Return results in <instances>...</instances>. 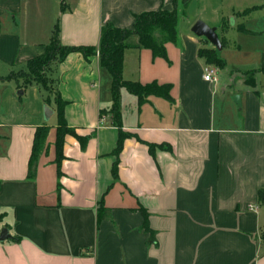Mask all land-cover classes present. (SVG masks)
<instances>
[{"label": "crops", "instance_id": "1", "mask_svg": "<svg viewBox=\"0 0 264 264\" xmlns=\"http://www.w3.org/2000/svg\"><path fill=\"white\" fill-rule=\"evenodd\" d=\"M195 1L211 8L198 7L194 20L217 27L219 56L227 47L237 56L223 58L224 67L207 63L199 50L216 47L187 21L165 44L166 58L131 35L124 78L170 84V98L142 100L122 88L119 129L112 76L100 64L102 27L133 28L136 15L172 9L174 0H0V230L12 235L0 240V264H264V0ZM56 25L63 45L96 47L69 53L47 73L75 129L60 160L54 95L16 76L47 53ZM207 65L217 68L215 80L205 79ZM45 124L46 148L30 177ZM100 204L109 212L101 220Z\"/></svg>", "mask_w": 264, "mask_h": 264}, {"label": "trees", "instance_id": "2", "mask_svg": "<svg viewBox=\"0 0 264 264\" xmlns=\"http://www.w3.org/2000/svg\"><path fill=\"white\" fill-rule=\"evenodd\" d=\"M188 2L189 0H183ZM172 9L161 8L156 11H146L136 15V20L133 28H119L109 23L102 27L99 42L100 64L108 70L112 76L111 92L113 99L112 118L115 125L120 129L122 127L121 120V89L126 88L129 92L138 95L142 100L149 95H158L170 98V84H158L156 82L142 84L138 81L126 80L123 76L124 53L127 48V39L131 35L139 37L140 45L149 48L155 56L167 57L165 44L169 41L177 42L179 37L178 31V0H174ZM223 43V41H222ZM94 46H68L63 45L60 40V28L55 26L52 34V40L43 56L30 59L28 62V70L23 73L16 74L24 80L25 83L37 81L47 89L48 92L54 95L58 105V160L63 157L62 146L66 134L75 133V129L68 126L64 106L66 101L62 99L58 89L54 85L53 80L48 76V71L51 65L55 62H60L66 56L75 51L82 52L85 56H89L96 52ZM199 55L204 57L207 63L214 64L218 67H224L225 61L218 54L217 48H201ZM258 70H253L256 72ZM264 73V67L260 69ZM11 77V76H10ZM49 132V125L45 124L37 128L35 133V141L33 152L30 159L29 176L34 177L36 162L40 153L46 148V141ZM126 134L121 133L118 139V144L114 149L116 160L113 166V175L116 178L118 175V153L122 147L123 138ZM85 140V138H84ZM82 140V142L84 141ZM152 146V145H151ZM259 200L264 203V187L258 192ZM144 215L143 227L146 231L152 233L149 225L148 213L142 208ZM99 219H104L108 215V211L100 204ZM0 213V221L2 220ZM1 231V230H0ZM153 238V233L151 234Z\"/></svg>", "mask_w": 264, "mask_h": 264}, {"label": "rangeland", "instance_id": "3", "mask_svg": "<svg viewBox=\"0 0 264 264\" xmlns=\"http://www.w3.org/2000/svg\"><path fill=\"white\" fill-rule=\"evenodd\" d=\"M190 1V0H189ZM189 1L188 2H184L183 0H178V19H179V24L180 23H183L184 24V22L183 21H187V27L189 28V27H192L193 26V24L198 20H194L195 19V17H196V13L195 12H197L198 11V7L200 8V9H204V7H206V6H204L202 3H199L198 1H195V2H193L192 3V5H190V3H189ZM218 0H213V1H208L209 2V4L211 5V6H214V5H216L215 3L217 2ZM204 4H206V3H204ZM210 5H208V6H210ZM206 10H211V8L210 7H208V8H205L204 9V11H206ZM203 11V12H204ZM202 12V13H203ZM209 17V16H208ZM189 19V20H188ZM202 20V19H201ZM194 21V22H193ZM204 21V20H203ZM211 23V22H210ZM234 22H232V19L230 20V33H229V36H228V40L230 39V41L231 42H234V40L237 38V36H235V35H237V34H235L237 31H236V27L234 26V24H233ZM179 24H178V26H179ZM208 24V23H207ZM210 25V24H209ZM212 25V24H211ZM210 25V26H211ZM220 37H222V36H220ZM223 39V38H222ZM223 43H224V40H223ZM225 44V43H224ZM222 56H223V58H235L236 56H237V54L235 53V52H232V50L230 49V48H225L223 51H222ZM128 92V91H127ZM126 94H130V93H126ZM229 98H230V100H231V98L236 102V100H235V96H232L231 97V94H229ZM237 103V102H236Z\"/></svg>", "mask_w": 264, "mask_h": 264}, {"label": "water", "instance_id": "4", "mask_svg": "<svg viewBox=\"0 0 264 264\" xmlns=\"http://www.w3.org/2000/svg\"><path fill=\"white\" fill-rule=\"evenodd\" d=\"M192 32L198 36L206 37L218 50H221L223 47L222 40L217 32L216 26H210L205 21L198 19L191 28ZM19 94H22V91H19ZM238 103V96L236 97ZM53 113V110L50 106L46 105L44 107V115L46 119H49ZM12 235L8 228H3L0 231V240H5L7 238H11Z\"/></svg>", "mask_w": 264, "mask_h": 264}, {"label": "built area", "instance_id": "5", "mask_svg": "<svg viewBox=\"0 0 264 264\" xmlns=\"http://www.w3.org/2000/svg\"><path fill=\"white\" fill-rule=\"evenodd\" d=\"M216 72H217V68L213 65H207L205 67V74L204 77L206 80H215L216 79ZM257 205H250L249 208L251 209H255L257 208Z\"/></svg>", "mask_w": 264, "mask_h": 264}]
</instances>
